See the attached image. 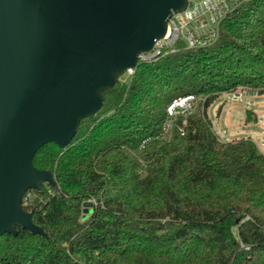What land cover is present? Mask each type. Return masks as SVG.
Instances as JSON below:
<instances>
[{
	"label": "trees",
	"instance_id": "1",
	"mask_svg": "<svg viewBox=\"0 0 264 264\" xmlns=\"http://www.w3.org/2000/svg\"><path fill=\"white\" fill-rule=\"evenodd\" d=\"M126 76L65 147L34 156L54 176L26 207L44 234L0 236V264H264V154L250 138L220 142L206 118L220 92L264 94V0H240L212 44ZM186 94L205 95L201 109L163 136Z\"/></svg>",
	"mask_w": 264,
	"mask_h": 264
},
{
	"label": "water",
	"instance_id": "2",
	"mask_svg": "<svg viewBox=\"0 0 264 264\" xmlns=\"http://www.w3.org/2000/svg\"><path fill=\"white\" fill-rule=\"evenodd\" d=\"M188 1L0 0V236L17 226L44 234L21 204L54 184L34 156L71 141Z\"/></svg>",
	"mask_w": 264,
	"mask_h": 264
},
{
	"label": "built area",
	"instance_id": "3",
	"mask_svg": "<svg viewBox=\"0 0 264 264\" xmlns=\"http://www.w3.org/2000/svg\"><path fill=\"white\" fill-rule=\"evenodd\" d=\"M190 1L184 10L173 14L168 19L164 36L156 39L149 51L141 52L138 55V63L154 61L167 53L175 52L179 48L191 49L212 44L219 35L222 20L240 2V0H195L192 3ZM133 70L134 68H130L124 74L129 76ZM192 96L193 94L179 96L167 106L166 119L162 125L163 136L169 137L175 124L174 120L171 129H167L166 126H169L168 119L177 118L181 111L186 114L188 101ZM182 123L185 124L186 120L183 119ZM179 131L183 134L184 127L180 126ZM31 193H33L32 190H28L22 196L21 204L25 209L32 200Z\"/></svg>",
	"mask_w": 264,
	"mask_h": 264
},
{
	"label": "rangeland",
	"instance_id": "4",
	"mask_svg": "<svg viewBox=\"0 0 264 264\" xmlns=\"http://www.w3.org/2000/svg\"><path fill=\"white\" fill-rule=\"evenodd\" d=\"M195 0H191L192 3ZM132 74V73H131ZM125 79V74L120 76ZM127 77V76H126ZM205 98L203 94H193L188 101L187 113L196 112L201 109ZM186 113V114H187ZM186 115L185 112L179 113ZM206 118L220 142L236 141L242 138L252 139L260 153L264 154V94L245 88H237L235 91L220 92L206 108ZM174 118L168 119L171 129ZM134 155V154H133ZM142 174V170H139ZM31 199L34 194H30ZM95 206L93 198L88 199ZM93 207L83 206L81 219L87 218Z\"/></svg>",
	"mask_w": 264,
	"mask_h": 264
}]
</instances>
